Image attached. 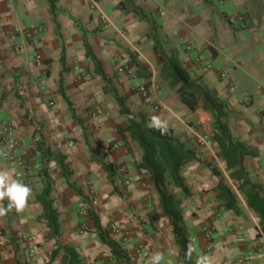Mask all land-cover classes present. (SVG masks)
<instances>
[{
	"label": "crops",
	"instance_id": "obj_1",
	"mask_svg": "<svg viewBox=\"0 0 264 264\" xmlns=\"http://www.w3.org/2000/svg\"><path fill=\"white\" fill-rule=\"evenodd\" d=\"M52 1L53 13L47 0H0V129L11 126L17 141L15 155L0 158V170L32 189L23 210L0 216V264H62V252L52 257L57 242L74 248L81 264H124L100 241L85 206L129 264L149 263L157 252L161 264H177L168 219H152L161 211L152 182L137 169L142 152L129 133L118 132L128 123L114 93L132 115H144L147 126L153 116L166 121L197 156L180 172L190 192L182 213L193 256L206 255L209 264H264L260 220L218 157L213 120L189 110L160 76L146 22L122 6L124 0ZM127 1L154 21L163 50L226 103L231 136L254 151L243 166L264 188V124L258 118L264 107V0ZM238 14L246 17L244 27L234 20ZM85 43L106 81L86 57ZM135 64L150 77H138ZM141 86L147 97L138 92ZM40 143L64 155L72 173L64 178L54 162L46 164L60 225L56 239L36 201L43 189ZM99 162L115 166V174L110 178ZM219 182L235 195L237 212L221 207L214 191ZM114 225L118 230L111 231Z\"/></svg>",
	"mask_w": 264,
	"mask_h": 264
},
{
	"label": "trees",
	"instance_id": "obj_2",
	"mask_svg": "<svg viewBox=\"0 0 264 264\" xmlns=\"http://www.w3.org/2000/svg\"><path fill=\"white\" fill-rule=\"evenodd\" d=\"M47 1L51 13H53L54 1ZM121 4L122 6H129L130 11L136 13L141 20L146 22L149 31L147 37L152 39L153 51L161 60L160 76L168 82L170 89H176L180 102L185 104L192 112L202 110L210 114L213 120L212 141L217 144L218 157L224 162L228 176L236 183L237 190L244 195L247 207L259 218L261 230L264 233V188L251 181L242 163L243 158L253 155L254 151L231 136L226 125L230 115L226 103L216 97L200 78L192 77L175 54H167L163 50L156 36L157 28L154 21L147 20L142 11L135 7L133 3L124 0ZM85 49L86 57L94 63L96 73L106 81L100 63L91 53L87 43H85ZM135 66L138 69V77H150V73L142 66L138 64H135ZM139 70H142V72H139ZM114 99L119 106L120 116L125 118L128 123L125 128L119 127L118 132L122 135L129 133L131 140L137 143L142 152L137 169L148 176L158 195L161 213L154 214L152 219L158 220L161 217L168 219L175 245L178 247L177 264H197V259L191 253V232L184 221L182 213L183 200L190 195V192L180 173L184 165L198 160L196 154L174 134L172 129L168 128L167 133L162 135L159 131L146 125L144 115H132L124 106V99L118 98L116 93H114ZM37 150L42 155L40 176H42L43 189L36 196V201L42 207L41 218L50 231V238L56 239L60 236V225L51 199L52 188L47 176L46 164L54 162L64 178L71 176L72 173L65 162L66 157L61 153L51 151L49 148L44 147L42 143L37 146ZM99 164L110 178L115 174L116 167L112 164L103 162H99ZM112 185L113 192L117 193L115 184L112 183ZM214 191L223 209L237 212L235 195L226 186L219 182ZM78 195L81 196V193L78 192ZM88 217L93 223L98 238L110 249L113 257L124 264H129L127 254L112 240L109 233L100 227L99 219L91 209H88ZM59 252H62V264H81L79 254L74 248L61 246L57 242L52 257Z\"/></svg>",
	"mask_w": 264,
	"mask_h": 264
},
{
	"label": "clouds",
	"instance_id": "obj_3",
	"mask_svg": "<svg viewBox=\"0 0 264 264\" xmlns=\"http://www.w3.org/2000/svg\"><path fill=\"white\" fill-rule=\"evenodd\" d=\"M149 126L162 135L168 131L167 122L157 116L151 118ZM31 195L32 189L27 184L12 179L8 171L0 170V201L5 199L8 201L7 207H0V216L6 215L12 209L23 210ZM162 260V254L157 252L150 257L149 264H161ZM197 264H209V257L206 255L199 256Z\"/></svg>",
	"mask_w": 264,
	"mask_h": 264
},
{
	"label": "built area",
	"instance_id": "obj_4",
	"mask_svg": "<svg viewBox=\"0 0 264 264\" xmlns=\"http://www.w3.org/2000/svg\"><path fill=\"white\" fill-rule=\"evenodd\" d=\"M236 22L240 24V26H245L246 17L244 14H238L235 15ZM138 92H140L141 95L144 97H147L149 95L147 88L141 86L138 88ZM258 118L261 123L264 124V107L259 110L258 112ZM17 149V141L12 135V129L9 125H4L0 129V158L2 159H9L12 158L15 155ZM112 231H116V227H111ZM208 238V236L206 237ZM141 264H149L147 262H142Z\"/></svg>",
	"mask_w": 264,
	"mask_h": 264
},
{
	"label": "rangeland",
	"instance_id": "obj_5",
	"mask_svg": "<svg viewBox=\"0 0 264 264\" xmlns=\"http://www.w3.org/2000/svg\"><path fill=\"white\" fill-rule=\"evenodd\" d=\"M49 178V177H48ZM49 181H50V179H49ZM52 188V187H51ZM82 200V199H81ZM89 200V203H91V199H88ZM91 200V201H90ZM89 205V204H88ZM90 208V206L88 207V206H85V209L84 210H86L87 212H88V209ZM220 213V211L219 210H217L216 212H215V215H214V217L216 216L217 217V215ZM85 214V213H84ZM84 214H83V218H84ZM112 227V226H111ZM114 227H116L115 225H114ZM116 230H118V228L116 227ZM111 231H112V229H111ZM205 234V233H204ZM206 234H208V233H206ZM205 239H208V238H205Z\"/></svg>",
	"mask_w": 264,
	"mask_h": 264
}]
</instances>
